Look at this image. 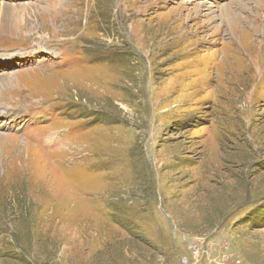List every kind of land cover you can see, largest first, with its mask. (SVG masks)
<instances>
[{"label":"rangeland","instance_id":"rangeland-1","mask_svg":"<svg viewBox=\"0 0 264 264\" xmlns=\"http://www.w3.org/2000/svg\"><path fill=\"white\" fill-rule=\"evenodd\" d=\"M0 264H264V0H0Z\"/></svg>","mask_w":264,"mask_h":264},{"label":"bare ground","instance_id":"bare-ground-1","mask_svg":"<svg viewBox=\"0 0 264 264\" xmlns=\"http://www.w3.org/2000/svg\"><path fill=\"white\" fill-rule=\"evenodd\" d=\"M221 24V23H220ZM227 27L229 28V27H233V25L231 24V23H227ZM7 138H5L6 140H11V143L13 144V147H14V145H16V143L17 144H20V142H19V138H17V137H14V136H10V135H8V136H6ZM17 146V145H16ZM16 148H19V146H17Z\"/></svg>","mask_w":264,"mask_h":264}]
</instances>
